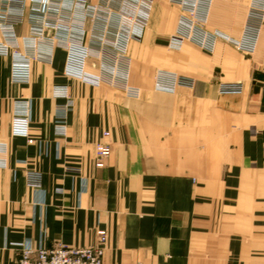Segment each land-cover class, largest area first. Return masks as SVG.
<instances>
[{
  "label": "crops",
  "instance_id": "1",
  "mask_svg": "<svg viewBox=\"0 0 264 264\" xmlns=\"http://www.w3.org/2000/svg\"><path fill=\"white\" fill-rule=\"evenodd\" d=\"M256 1L196 0L200 23L179 0H150L117 60L123 33L105 31L106 16L73 15L74 43L106 40L86 67L114 74L131 94L70 76L60 45L42 42L51 61H33L28 83L12 82V58L0 56V264H17L28 242L96 244L98 228L108 231L104 264H264V28L252 52L227 39H246ZM26 12L20 38L32 30ZM174 74L194 86L175 85ZM222 83L243 91L220 94ZM17 101L30 102L28 137L12 132ZM104 131L112 152L97 167ZM28 170L41 172L40 187L27 183Z\"/></svg>",
  "mask_w": 264,
  "mask_h": 264
},
{
  "label": "built area",
  "instance_id": "2",
  "mask_svg": "<svg viewBox=\"0 0 264 264\" xmlns=\"http://www.w3.org/2000/svg\"><path fill=\"white\" fill-rule=\"evenodd\" d=\"M108 1L100 0L99 3H94L93 0H0V56H11L12 58V82H30L31 63L36 60L51 61V55L43 54L41 51V44L47 42L51 44L50 46L56 44L67 49V73L70 76H75L96 86L108 82L119 85L126 91L130 90L126 83H118L114 74L110 78L105 76L104 72L93 73L86 67L87 58H101L104 55L105 39H102L99 47L96 48L83 46L82 42L76 44L72 40L73 32L76 31L73 15L79 12L82 21L95 16H106L107 28L105 26V31L112 29L117 34L118 32L123 33L122 37L120 36V41L115 42V39L113 42L115 59L125 56L129 39L138 38L145 25L144 21L148 17L151 2L150 0H122L123 4L119 8H113ZM179 3L193 18H197L195 19L196 22L205 21L203 17L198 15L200 14L198 5L203 6L200 2L197 4L196 0H179ZM27 10L29 11V18L33 20L32 30L30 35L20 38L16 32V26L24 21ZM134 11L131 19L123 15ZM129 22H133L132 29H123L122 25L124 23L129 24ZM190 23L192 26V21ZM111 24L113 28H110ZM79 27L77 31L80 32L78 34L83 38L85 33L83 22L79 24ZM263 28L264 3L258 0L248 9L246 39L244 41L229 37L227 39L234 42L239 49L252 52L257 46ZM47 29L54 30L55 33L52 36H46ZM183 40L184 36H179L175 41L182 42ZM201 43L203 44V42ZM184 81L189 82L188 79H184ZM183 83L181 80L180 82L177 81L178 85H183ZM242 91L243 85L241 83H222L220 87V92L223 94H238ZM54 93L56 96L68 97L67 89L64 86H56ZM63 111L66 112L67 110ZM64 115L58 114V118L62 122ZM30 121V102L17 101L12 120V132L15 135L28 137ZM60 126L63 128L64 125ZM28 141L33 142L30 138ZM111 152L110 132L104 131L103 139L99 143L96 166L103 167ZM26 181L33 187H40L41 172L28 170ZM97 235L98 243L93 246L71 247L58 243L52 248H46L43 246L34 247L30 242L25 243L22 245V252L17 264H103V245L107 240V232L105 229H98Z\"/></svg>",
  "mask_w": 264,
  "mask_h": 264
},
{
  "label": "rangeland",
  "instance_id": "3",
  "mask_svg": "<svg viewBox=\"0 0 264 264\" xmlns=\"http://www.w3.org/2000/svg\"><path fill=\"white\" fill-rule=\"evenodd\" d=\"M120 6H118L117 8H119ZM151 9V8H150ZM150 9H149V13H150ZM185 9V8H184ZM120 13V12H119ZM134 13H135V11L132 13V12H130V13H126V14H123L125 17H127V18H129V19H131L132 17H133V15H134ZM149 15V14H148ZM128 20V19H127ZM133 25V22L131 23V22H129V24H123L122 26H123V29H125V30H127L128 28H130V29H132L131 28V26ZM179 37V36H178ZM171 41V40H170ZM179 43H181V42H179ZM184 79H188L189 80V84L188 83H186V81H184ZM180 80L182 81V82H184L183 83V85L182 86H186V87H193L194 86V83H195V81H194V79H191V78H189V77H185V76H178L177 74H174L173 75V82H174V84L176 85L177 84V81H179L180 82ZM178 85V84H177ZM243 85V84H242ZM220 87H221V84H220V86H219V93L220 94H223L222 92H220ZM175 87H173V89H174ZM138 89V88H137ZM132 89L130 88V91L128 92L129 94H131L132 92ZM134 91V90H133ZM225 95H227L226 93H224ZM98 229H105L106 230V232H107V240H106V242H105V244L103 245V248H104V255H103V264H104V256H105V252H106V245H107V242H108V231H107V229L106 228H98ZM97 229V230H98ZM97 233V232H96ZM98 240H99V238H98V235H97V242H96V244L98 243ZM96 244H93V245H96ZM93 245H89V246H93Z\"/></svg>",
  "mask_w": 264,
  "mask_h": 264
}]
</instances>
